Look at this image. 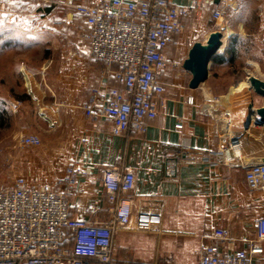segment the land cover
Wrapping results in <instances>:
<instances>
[{
    "label": "crops",
    "instance_id": "1",
    "mask_svg": "<svg viewBox=\"0 0 264 264\" xmlns=\"http://www.w3.org/2000/svg\"><path fill=\"white\" fill-rule=\"evenodd\" d=\"M7 1L25 6L0 12L7 20L0 23V130L8 128V140L0 139L6 148L0 175L8 187L23 177L64 191L60 180L66 166L73 164L85 175L71 189V215L104 222L109 210L101 185L103 171L131 170L132 217L141 209L158 208L161 224L154 232L118 229L113 237L115 264H199L201 245L215 244L227 255L245 248L247 240H256L255 223L264 218V191L248 188L241 164L264 161V124L256 123L253 111L264 98L246 83L248 75L264 80V0L205 4L200 14L206 13V37L213 31L207 27L213 11L223 10L218 22L224 24L219 29L222 45L215 54L219 60L211 59L207 79L191 89L190 74L182 68L191 45L180 59L178 54L172 58V40L166 53L180 67H169L161 75L166 107L146 122L144 133L128 137L113 135L103 119L92 121L81 108L106 72L104 64L89 56L82 16L63 0ZM75 1L94 5L101 0ZM173 3L187 8L191 0ZM105 81L109 88L118 87L111 74ZM201 96L213 98L208 101L217 111L229 113L241 143L240 160L227 162L218 150L214 121L202 110ZM249 104L253 114L246 124ZM178 123L181 129L175 128ZM34 128L40 129L39 145L18 142ZM187 151L191 160L185 159ZM215 229L226 230L230 240L215 239ZM256 244L263 254L252 264H262L264 239Z\"/></svg>",
    "mask_w": 264,
    "mask_h": 264
},
{
    "label": "built area",
    "instance_id": "2",
    "mask_svg": "<svg viewBox=\"0 0 264 264\" xmlns=\"http://www.w3.org/2000/svg\"><path fill=\"white\" fill-rule=\"evenodd\" d=\"M209 1L212 0H191L186 8L175 5L173 0H101L94 5L63 0L82 16L88 28L85 37L90 58L106 69L100 86L81 107L84 115L92 121L103 119L115 136L144 133L146 122L166 107L161 75L169 67H180L179 61L168 58L166 50L183 30L182 18L190 12H200ZM212 19L221 21L223 10L215 9ZM107 74L118 87L107 86ZM187 102L192 104L193 98ZM205 113L213 118L217 148L226 161L240 160L241 143L232 130L229 113L208 105ZM175 128L181 129L182 123ZM21 143L37 146L40 139L30 134ZM183 147L190 149L187 143ZM191 158L192 153L187 151L185 159ZM241 165L248 188L264 191V161ZM81 175H85L83 170L67 165L65 177L60 180L64 191L29 183L23 177L15 178L10 187H0V264H115L113 237L118 229L158 230V208L141 209L132 217L129 194L135 176L127 168L109 167L102 173L101 185L109 210L106 221L91 222L72 216L69 198ZM255 225L256 240H247L245 248L230 254H220L215 244L201 245L199 264H252L255 256L263 254L256 242L264 239V218ZM213 236L220 241L230 240L223 229H215Z\"/></svg>",
    "mask_w": 264,
    "mask_h": 264
},
{
    "label": "water",
    "instance_id": "3",
    "mask_svg": "<svg viewBox=\"0 0 264 264\" xmlns=\"http://www.w3.org/2000/svg\"><path fill=\"white\" fill-rule=\"evenodd\" d=\"M218 0H215L217 2ZM223 34L220 30L211 31L203 42H194L188 50L186 58L182 62V68L190 74L188 87L198 88L208 77V67L213 56L218 52L222 45ZM246 83L254 93L264 98V80L248 75ZM251 109V105L249 104ZM256 114L257 124H264V103L262 106L253 110ZM252 109L248 112L246 124L251 121Z\"/></svg>",
    "mask_w": 264,
    "mask_h": 264
},
{
    "label": "rangeland",
    "instance_id": "4",
    "mask_svg": "<svg viewBox=\"0 0 264 264\" xmlns=\"http://www.w3.org/2000/svg\"><path fill=\"white\" fill-rule=\"evenodd\" d=\"M1 1H2V3L0 4V12L5 11V10L25 9L24 5H18L17 3L10 2L7 0H1ZM200 12H198V13L190 12L184 16L185 17L183 19L184 20V28L180 33H178L174 37L172 45L170 47L171 48L170 55L172 58H173V56H176L178 54L176 57H179V59H180L182 57L180 55V53L182 51H185L189 47V45H192V43L196 42V41L203 42L205 40V38H206V13L202 16L200 14ZM4 21L6 22L7 20L4 19L3 17H1L0 18L1 25L4 23ZM207 25H208L207 27L209 29H213V30H219L220 27H221V29H222V27H224V24L216 23L211 18L208 19ZM225 39H226V35L224 34L223 41H225ZM234 72L236 73V69L234 70ZM209 99H213V98H209ZM208 100H206V98H204L202 96L200 98V106L204 112L206 110V105L214 107L212 105V102H210ZM41 126L42 125H38V127H41ZM39 132H40L39 128H34V130H32L30 134L38 136V138L40 139V143H41V137L39 135ZM7 134H8V128H6V127L2 128L0 130V139H6V141H7L8 140ZM21 139H18V142L20 141V143H21ZM1 143L2 142H0V168L2 166V163L4 162L2 154L6 149L4 146L1 145ZM0 187H8L7 183H6V179H4V177L1 175H0Z\"/></svg>",
    "mask_w": 264,
    "mask_h": 264
},
{
    "label": "trees",
    "instance_id": "5",
    "mask_svg": "<svg viewBox=\"0 0 264 264\" xmlns=\"http://www.w3.org/2000/svg\"><path fill=\"white\" fill-rule=\"evenodd\" d=\"M212 59H213L214 61H218V60H219V58H218L217 55H215Z\"/></svg>",
    "mask_w": 264,
    "mask_h": 264
}]
</instances>
